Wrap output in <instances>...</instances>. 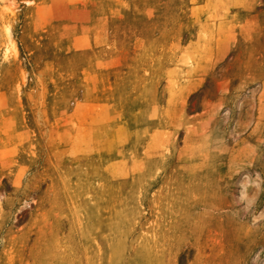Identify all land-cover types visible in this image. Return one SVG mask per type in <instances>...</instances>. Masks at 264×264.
<instances>
[{
  "label": "rangeland",
  "instance_id": "1",
  "mask_svg": "<svg viewBox=\"0 0 264 264\" xmlns=\"http://www.w3.org/2000/svg\"><path fill=\"white\" fill-rule=\"evenodd\" d=\"M7 1L0 264H264V0Z\"/></svg>",
  "mask_w": 264,
  "mask_h": 264
},
{
  "label": "bare ground",
  "instance_id": "2",
  "mask_svg": "<svg viewBox=\"0 0 264 264\" xmlns=\"http://www.w3.org/2000/svg\"><path fill=\"white\" fill-rule=\"evenodd\" d=\"M0 6H3V8L5 7V6H7V4H8V1L7 0H0ZM2 8V9H3ZM4 10V9H3ZM5 31H6V33H5V38H4V40L2 41V43H1V47L0 48H2V55L4 56V57H7V56H9V55H12V54H15V52H16V48H15V44H14V41H13V39L10 37V32H9V29H8V27H7V25H5ZM0 40H2L1 38H0ZM259 46H262V45H259ZM262 48V47H261ZM243 49V48H242ZM241 49V50H242ZM242 52V51H241ZM243 52H244V50H243ZM249 53V52H248ZM256 53H257V51H256ZM242 54V53H241ZM11 57V56H10ZM9 57V58H10ZM240 57H242V56H240ZM243 57H244V55H243ZM250 57V56H249ZM255 57V56H254ZM247 58V57H246ZM252 58V57H251ZM2 59V58H1ZM160 59V58H159ZM252 59H250L249 61H251ZM164 61V60H163ZM167 61V60H166ZM240 61V60H239ZM159 62V61H158ZM247 62V61H246ZM254 62V61H253ZM161 63V62H160ZM244 63H245V61H244ZM247 63H249V62H247ZM255 63V62H254ZM253 63V64H254ZM246 64V63H245ZM186 66V65H185ZM249 66V65H248ZM239 67V66H238ZM176 68H178V67H176ZM246 68H248V67H246ZM181 69V68H180ZM177 70V69H176ZM175 70V71H176ZM244 72H246V71H244ZM248 72V71H247ZM241 74V73H240ZM239 74V75H240ZM243 74V73H242ZM246 75V74H245ZM242 77V76H241ZM151 79V78H150ZM156 80V79H155ZM151 81V80H150ZM154 81V80H153ZM151 83V82H150ZM149 84V83H148ZM156 84H157V82H156ZM140 85V84H139ZM153 85V84H152ZM90 86V85H89ZM147 86V85H146ZM154 86H155V84H154ZM157 86V85H156ZM135 87V86H134ZM142 87V86H141ZM138 88H140V87H138ZM153 88V87H152ZM144 90V89H143ZM149 90H150V88H149ZM156 90V89H155ZM154 91V90H153ZM186 91V90H185ZM188 91V90H187ZM186 91V92H187ZM85 92H87V91H85ZM89 92V91H88ZM149 92H151V91H149ZM90 93H91V91L88 93V95H90ZM92 94V93H91ZM142 94H144V92L142 93ZM147 94V93H146ZM149 94V93H148ZM150 95V94H149ZM148 96V95H147ZM90 100V99H89ZM150 100V99H149ZM146 101V100H145ZM147 102V101H146ZM93 103V102H92ZM146 104V103H145ZM146 108V107H145ZM157 112V111H156ZM87 114H89V113H87ZM93 115V114H92ZM95 116V115H94ZM107 116V115H106ZM91 117V116H90ZM93 117V116H92ZM110 133V132H109ZM111 135V134H110ZM107 136V135H106ZM155 139H157L156 137H155ZM115 150V149H114ZM113 154V153H112ZM109 157V156H108ZM93 160V159H92ZM107 160H108V158H107ZM158 160V159H157ZM83 186V185H82ZM89 187V186H88ZM81 189V188H80ZM140 190V189H139ZM126 192V191H125ZM129 192H130V190H129ZM129 195V194H128ZM84 197V196H83ZM128 198V197H127ZM131 199V198H130ZM133 199V198H132ZM131 201V200H130ZM134 201V200H133ZM119 202V201H118ZM127 202H128V200H127ZM126 202V203H127ZM112 203V202H111ZM121 202H119V204H120ZM128 204V203H127ZM136 204V203H135ZM211 204V203H210ZM113 205H114V203H113ZM126 205V204H125ZM124 205V206H125ZM129 205V204H128ZM134 206V205H133ZM123 207V206H122ZM129 207H130V205H129ZM135 207H137V206H135ZM124 208H126V207H124ZM131 208V207H130ZM134 208V207H133ZM154 208V207H153ZM151 209V208H150ZM119 210V209H118ZM126 210H128V209H126ZM132 210V209H131ZM131 210H129V211H131ZM120 212H121V210H119ZM138 211V210H137ZM122 212H124V211H122ZM128 212V211H127ZM123 215H124V213H122ZM125 216V215H124ZM127 218V217H126ZM129 218V217H128ZM155 218V217H154ZM147 226V225H146ZM143 227V226H142ZM152 228H153V226H152ZM142 230V229H141ZM144 231V230H143ZM150 232V231H149ZM143 236V235H142ZM146 239V238H145ZM140 241V240H139ZM142 241H145L144 239L142 240ZM147 241H148V238H147ZM150 241V240H149ZM138 242V241H137ZM136 242V243H137ZM141 243V242H140ZM148 243V242H147ZM139 244V243H138ZM146 244V243H145ZM149 244V243H148ZM141 245V244H140ZM148 246V245H147ZM146 246V247H147ZM142 247H144V246H142ZM150 248V247H149ZM140 249L142 250V248L140 247ZM144 249V248H143ZM147 249V248H146ZM135 251V250H134ZM147 251H148V249H147ZM174 251V250H173ZM137 252V251H136ZM141 253V252H140ZM143 254H144V252H143ZM135 255V254H134ZM133 255V256H134ZM147 255H148V252H147ZM136 256H138V254H136ZM143 256H146V255H143ZM142 256V257H143ZM131 257V256H130ZM143 258H145V257H143ZM131 259V258H130ZM141 259V258H140ZM139 259V260H140ZM139 260H137V261H139ZM145 260V259H144ZM136 261V262H137ZM133 262H135V261H133ZM140 264V263H139Z\"/></svg>",
  "mask_w": 264,
  "mask_h": 264
}]
</instances>
